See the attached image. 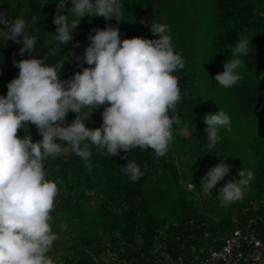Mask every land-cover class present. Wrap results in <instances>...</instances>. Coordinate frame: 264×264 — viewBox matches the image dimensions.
Returning <instances> with one entry per match:
<instances>
[{
    "label": "trees",
    "instance_id": "1",
    "mask_svg": "<svg viewBox=\"0 0 264 264\" xmlns=\"http://www.w3.org/2000/svg\"><path fill=\"white\" fill-rule=\"evenodd\" d=\"M119 3L123 5L121 21L85 17L71 33L73 41L62 45L54 38V17L60 13L69 15V22L76 19L69 12L71 0L62 8L58 7L61 0H0V11L9 20L24 19L26 34L37 38L35 53L20 55L23 44L8 40V30L0 24V96H7L8 84L19 75L15 64L24 59L45 57L49 64L64 61L62 81L91 67L81 59L90 45L89 35L108 26L119 28L121 40L158 39L150 30L151 23H166L174 50L185 62L183 70L173 73L181 94L175 113L180 123L173 124V142L165 156L156 158L152 149L134 147L128 159L123 152L110 157L106 150L89 144L87 161L70 150L45 159L46 178L58 187L52 230L66 234L70 241L62 250L56 247L62 245L60 239L52 246L56 253H63L58 264H173L178 257L201 260L235 229H243L248 220L255 222L257 235L264 239V0ZM239 36L249 41V53L240 57L243 66L237 73L242 79L225 89L214 78L232 58L231 49ZM220 109L230 116L231 131L219 128L218 141L209 149L204 117ZM85 111L91 116V110ZM103 111L104 107L94 110L86 127H102ZM75 119L76 114L69 112L65 126ZM182 128L187 134L180 132ZM25 130L33 142L42 140L35 125H25L18 132L21 139ZM84 143L88 142L81 147ZM129 160L140 167L138 181L121 171ZM220 162L230 166L229 174L212 195H203L199 174L206 175ZM242 169L251 170L254 179L242 199L222 207L219 190L238 179ZM187 170L197 173L188 175ZM189 185L192 189H187Z\"/></svg>",
    "mask_w": 264,
    "mask_h": 264
},
{
    "label": "clouds",
    "instance_id": "2",
    "mask_svg": "<svg viewBox=\"0 0 264 264\" xmlns=\"http://www.w3.org/2000/svg\"><path fill=\"white\" fill-rule=\"evenodd\" d=\"M67 3L61 0L58 7ZM71 4L69 12L76 19L69 22V15L60 13L54 17V38L62 45L73 41L71 33L85 17L121 21L123 5L119 0H71ZM0 24L8 30V40L23 44L20 55L35 53L37 38L26 34L24 19L9 20L0 11ZM150 30L158 39L121 40L119 28L94 29L81 58L91 67L69 80L60 79L64 61L49 64L44 57L15 64L20 70L18 78L8 84L7 96H0V264H53L48 253L57 235L50 222L58 187L46 178V158L70 150L87 161L91 156L89 144L101 152L106 150L110 157L123 152L124 159L134 147L150 148L156 158L167 154L173 142V124L180 123L175 113L181 94L173 73L183 70L185 62L174 50L166 23L153 21ZM231 51L223 73L214 78L225 89L242 79L237 69L243 66L240 57L249 53L247 38L239 36ZM101 107L102 127L87 128L85 121ZM86 109L91 110V116ZM69 112L75 113L76 119L65 126ZM204 123L209 149L218 141L219 128L231 131L230 116L221 109L206 115ZM25 125H35L42 140L33 142L27 130L21 139L18 132ZM180 132L187 134V129ZM85 141L88 143L81 147ZM121 171L134 182L142 176L140 167L131 160ZM229 171L225 162L211 168L201 180L203 194L212 195ZM238 176L219 190L217 198L222 207L242 199L244 189L254 179L251 170L242 169Z\"/></svg>",
    "mask_w": 264,
    "mask_h": 264
},
{
    "label": "built area",
    "instance_id": "3",
    "mask_svg": "<svg viewBox=\"0 0 264 264\" xmlns=\"http://www.w3.org/2000/svg\"><path fill=\"white\" fill-rule=\"evenodd\" d=\"M173 264H264V239L257 235L255 222L248 220L243 229H235L210 248L205 258L185 261L178 257Z\"/></svg>",
    "mask_w": 264,
    "mask_h": 264
},
{
    "label": "rangeland",
    "instance_id": "4",
    "mask_svg": "<svg viewBox=\"0 0 264 264\" xmlns=\"http://www.w3.org/2000/svg\"><path fill=\"white\" fill-rule=\"evenodd\" d=\"M183 159H185V158H183ZM186 168H187V167H186ZM186 173H187L188 175H195V173H197V171L187 170ZM204 176H205V175L199 174L198 177H200V178L203 179ZM200 178H199V180H200ZM202 179H201V180H202ZM201 180H200V184H201ZM187 189H192V186H191V185L187 186ZM203 195H204V194H203ZM198 198H202V195L198 196ZM50 223H51V227H53L54 225H56V217H54ZM52 231H53L55 234L57 233L56 230H52ZM56 235H57V234H56ZM67 238H68V236H67L66 234H64V233L58 234V235H57V239H56V241H58V240L60 239L63 243H62L61 246H60V243H59L56 247L59 248V249H61V250H62L64 247L67 248V247L69 246V244H70V241L68 242V241H67ZM56 241L54 242L53 246L56 245ZM49 256H50L51 259L53 260V264H58V263L60 262L61 257L63 256V253L60 252V251H59L58 253H56V249L53 248L52 251H50Z\"/></svg>",
    "mask_w": 264,
    "mask_h": 264
}]
</instances>
